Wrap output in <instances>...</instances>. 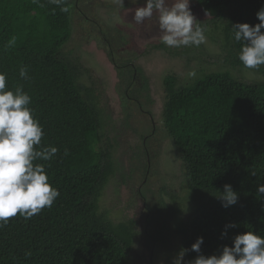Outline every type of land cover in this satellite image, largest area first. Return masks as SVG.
Wrapping results in <instances>:
<instances>
[{
    "label": "trees",
    "instance_id": "obj_1",
    "mask_svg": "<svg viewBox=\"0 0 264 264\" xmlns=\"http://www.w3.org/2000/svg\"><path fill=\"white\" fill-rule=\"evenodd\" d=\"M190 3L210 16L198 24L221 49L225 64L214 63L217 71L197 72L188 85L175 75L164 81V127L183 164L180 190L185 195L162 191L170 195V205L160 200L150 210L148 233L156 247L179 241L169 260L189 249L185 264L197 256L190 249L198 237L204 239L201 253L208 256L231 246L237 234L264 236V198L256 195V185L264 183V65H242V42L232 30L235 23H259L256 13L264 0ZM72 23L70 0L60 6L50 0H0V72L6 74L7 90L22 85L31 97L29 107L44 132L36 150L58 149L52 159L34 163L43 164L60 193L51 208L28 219L17 214L0 226V264H131L136 221H121L100 205L117 174L111 117L95 83L84 82L86 72L66 51ZM154 49L182 55L164 44ZM21 66L27 67L28 79L20 77ZM120 72L123 85L135 78L125 79ZM244 72L256 80L246 82ZM225 184L238 193V202L227 208L216 196ZM227 224L236 227L221 236Z\"/></svg>",
    "mask_w": 264,
    "mask_h": 264
},
{
    "label": "rangeland",
    "instance_id": "obj_2",
    "mask_svg": "<svg viewBox=\"0 0 264 264\" xmlns=\"http://www.w3.org/2000/svg\"><path fill=\"white\" fill-rule=\"evenodd\" d=\"M70 2L73 32L66 51L72 52L71 59L78 61L80 69L86 72L84 82L95 83L111 117L109 131L117 174L104 192L101 209L109 210L121 221L138 222L131 264H174L176 258L169 260V256L172 258L179 241L174 240L168 248L156 247L144 232L150 231L144 220L147 213L160 200L170 205L167 193L179 194L180 191V196L185 195L180 190L184 180L183 164L164 127V81L167 76L175 75L181 84L188 85L192 78L190 72L217 71L212 66L214 63L225 64L221 49L206 37L199 47H168L170 51L182 52L179 57L155 50L156 45L162 44L163 34L158 13L154 12L142 24L133 20L134 8L143 6L145 0H139L136 5L125 0L124 8H118L112 0ZM172 2L166 0V6L170 7ZM190 8L197 23L210 19L201 11L197 12L191 3ZM122 70L125 79L134 76L133 81L123 85L124 79L119 76ZM130 71H134V75ZM243 75L246 82L256 80L254 74L244 72ZM145 79L148 92L143 90ZM187 217L183 215L184 220ZM171 229H176L175 224Z\"/></svg>",
    "mask_w": 264,
    "mask_h": 264
},
{
    "label": "clouds",
    "instance_id": "obj_3",
    "mask_svg": "<svg viewBox=\"0 0 264 264\" xmlns=\"http://www.w3.org/2000/svg\"><path fill=\"white\" fill-rule=\"evenodd\" d=\"M58 6L66 0H50ZM125 0H112L118 8H124ZM139 0H129L136 5ZM67 11L66 7L61 8ZM158 13L159 29L163 33L160 42L167 47H199L207 36L204 28L197 23L190 8V0H173L166 6V0H145L143 6L134 8L133 20L142 24L145 19ZM259 23H235L232 26L234 39L242 42L238 59L245 68L258 69L264 65V5L256 13ZM11 46L10 44L8 45ZM19 75L28 79V69L21 66ZM195 76V72H190ZM31 97L22 85L15 90H7L6 74L0 72V226L8 223L12 217L25 219L39 214L45 207L51 208L60 195L58 189L49 183V177L43 164L37 160H50L58 152L54 146L36 150L44 135L39 121L34 118L29 107ZM67 154V152H65ZM256 195L264 198V183L256 185ZM217 198L227 208L238 202V193L231 184H225L223 191H218ZM227 224L221 236H227ZM203 237H198L191 245V251L197 256L186 264H264V236L253 231L237 234L232 245H224L220 253L204 255L201 253ZM189 249H181L174 264H185L184 256Z\"/></svg>",
    "mask_w": 264,
    "mask_h": 264
},
{
    "label": "flooded vegetation",
    "instance_id": "obj_4",
    "mask_svg": "<svg viewBox=\"0 0 264 264\" xmlns=\"http://www.w3.org/2000/svg\"><path fill=\"white\" fill-rule=\"evenodd\" d=\"M146 210H147V212H148V209H146ZM149 217H150V213H149V214L147 213V216L144 218V220H145V223H146V227L149 226L150 229H151V227H152L153 225L149 223ZM142 221H143V220H142ZM143 222H144V221H143ZM136 223H138V222H136ZM139 223H140V222H139ZM144 232H145V234H148V233H147V230L144 231Z\"/></svg>",
    "mask_w": 264,
    "mask_h": 264
}]
</instances>
